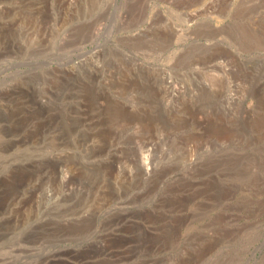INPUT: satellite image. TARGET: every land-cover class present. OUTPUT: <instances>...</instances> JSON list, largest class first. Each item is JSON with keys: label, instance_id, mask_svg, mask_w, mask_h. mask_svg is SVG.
<instances>
[{"label": "rangeland", "instance_id": "rangeland-1", "mask_svg": "<svg viewBox=\"0 0 264 264\" xmlns=\"http://www.w3.org/2000/svg\"><path fill=\"white\" fill-rule=\"evenodd\" d=\"M0 264H264V0H0Z\"/></svg>", "mask_w": 264, "mask_h": 264}]
</instances>
